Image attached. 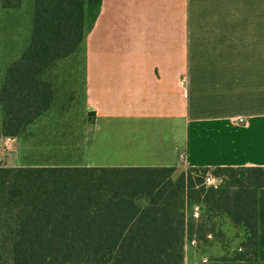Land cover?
Masks as SVG:
<instances>
[{"label": "crops", "instance_id": "obj_1", "mask_svg": "<svg viewBox=\"0 0 264 264\" xmlns=\"http://www.w3.org/2000/svg\"><path fill=\"white\" fill-rule=\"evenodd\" d=\"M17 1L20 19L29 20L20 35L27 42L21 57L30 43L34 0ZM17 3L8 0L3 10L10 15ZM19 57L0 74V137L18 154L16 164L2 166L264 167L261 0H102L83 54L79 141L66 114L71 75H7ZM41 81L53 92L42 114L34 96ZM19 91L23 131L4 135L3 107ZM42 147L68 150L49 157Z\"/></svg>", "mask_w": 264, "mask_h": 264}, {"label": "trees", "instance_id": "obj_2", "mask_svg": "<svg viewBox=\"0 0 264 264\" xmlns=\"http://www.w3.org/2000/svg\"><path fill=\"white\" fill-rule=\"evenodd\" d=\"M101 2L34 0L30 43L7 75H43L85 51ZM34 96L41 114L52 106L44 82ZM9 99L2 132L16 136L20 91ZM208 170L0 166V264H185L186 243L195 239L204 252L228 221L243 229L240 251L209 264H264V167H215V187L203 184L199 173ZM193 204L201 208L197 219Z\"/></svg>", "mask_w": 264, "mask_h": 264}, {"label": "rangeland", "instance_id": "obj_3", "mask_svg": "<svg viewBox=\"0 0 264 264\" xmlns=\"http://www.w3.org/2000/svg\"><path fill=\"white\" fill-rule=\"evenodd\" d=\"M262 1V7L264 8V0ZM19 4L17 8L11 9L10 15L3 5L8 4V0H0V74L4 72L6 66L12 61L19 57L21 53V46L23 39H20V35L26 32V26L28 27V17H22L20 19V1L15 0ZM4 3V4H3ZM16 6V4H15ZM27 4L24 5V9H26ZM17 13V14H15ZM21 20V22H20ZM83 54L84 51L80 50L75 55H71L69 58L65 60L58 69H52L51 72H56L58 74H67L71 75L72 81V92H68L65 95L67 98V117L71 115V120L73 122L72 134L78 141L81 139L80 137V125L83 126L82 116L85 102V90H84V75H83ZM52 116H55L54 113H51ZM50 115V116H51ZM63 115V114H62ZM92 114L89 113L86 117V120L90 123ZM70 119V118H69ZM50 120V117L47 121ZM55 121V120H54ZM90 126V124H89ZM53 135V133H51ZM71 137V138H73ZM51 138L47 140L50 141ZM78 150H80V146H77ZM42 156L47 155L49 157H63L66 153L65 150H68V147H51L44 148L42 147ZM15 146H7L6 142L0 137V166L2 165H13L16 164L17 156ZM57 151L50 153L49 151ZM47 151V152H44ZM188 173L189 168L184 165L178 166L179 172ZM212 170L202 173L200 171L199 174L210 175L212 177ZM199 174L196 172H191L194 181H197V177ZM215 178V183H219L220 178ZM203 182L204 177L202 178ZM223 231L225 235L218 239H215L213 236L209 238L213 241L212 245L206 246L205 251H197L196 246L187 244L185 246V264H209L211 259L220 258L223 256H232L234 255L236 249L240 245L243 240L244 232L243 229L239 226L231 222H226L223 225ZM203 259L206 261L203 262Z\"/></svg>", "mask_w": 264, "mask_h": 264}, {"label": "built area", "instance_id": "obj_4", "mask_svg": "<svg viewBox=\"0 0 264 264\" xmlns=\"http://www.w3.org/2000/svg\"><path fill=\"white\" fill-rule=\"evenodd\" d=\"M239 121H242L241 119H239ZM180 158H182V155H180ZM204 182L203 184L206 185V186H217L218 184L215 183V178L210 176V175H205L204 176ZM190 214L191 216L194 218V219H197L200 217V214H201V208H200V205L199 204H193L190 208ZM210 237V235L208 236ZM189 244V245H195L196 244V241L195 239H192L191 241L187 242L186 245ZM206 260L203 259V262H205Z\"/></svg>", "mask_w": 264, "mask_h": 264}]
</instances>
